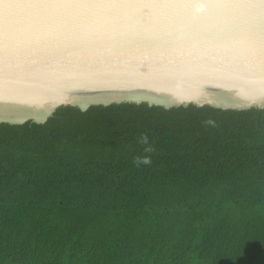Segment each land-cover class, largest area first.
<instances>
[{"label":"trees","instance_id":"1","mask_svg":"<svg viewBox=\"0 0 264 264\" xmlns=\"http://www.w3.org/2000/svg\"><path fill=\"white\" fill-rule=\"evenodd\" d=\"M141 133L155 151L136 167ZM0 264H264V110L0 123Z\"/></svg>","mask_w":264,"mask_h":264},{"label":"water","instance_id":"2","mask_svg":"<svg viewBox=\"0 0 264 264\" xmlns=\"http://www.w3.org/2000/svg\"><path fill=\"white\" fill-rule=\"evenodd\" d=\"M122 103L264 110V0H0V123Z\"/></svg>","mask_w":264,"mask_h":264},{"label":"clouds","instance_id":"3","mask_svg":"<svg viewBox=\"0 0 264 264\" xmlns=\"http://www.w3.org/2000/svg\"><path fill=\"white\" fill-rule=\"evenodd\" d=\"M203 5L199 4L196 8V11H202ZM207 124L214 125V121L209 119L206 121ZM137 143L142 145V151L145 153L144 155H137L133 157V164L136 167H140L141 165L150 166L152 164L151 154L155 151L153 144L150 142L149 136L146 133H141L137 139Z\"/></svg>","mask_w":264,"mask_h":264}]
</instances>
